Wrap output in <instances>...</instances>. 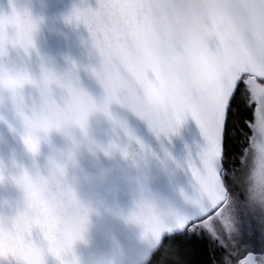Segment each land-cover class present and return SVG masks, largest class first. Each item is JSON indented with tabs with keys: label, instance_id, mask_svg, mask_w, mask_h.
Segmentation results:
<instances>
[{
	"label": "snow or ice",
	"instance_id": "snow-or-ice-1",
	"mask_svg": "<svg viewBox=\"0 0 264 264\" xmlns=\"http://www.w3.org/2000/svg\"><path fill=\"white\" fill-rule=\"evenodd\" d=\"M11 3V0H10ZM73 10L69 23L83 25L99 56L92 75L106 105L133 112L158 135L191 116L205 144L188 167L193 194L182 193L177 210L141 198L135 219L149 249L148 264H264V211L248 195L264 196V0H96ZM38 24L12 5L0 14V57L9 47L25 56L35 49ZM0 60L11 69L23 113L53 96L73 104L83 95L75 71L64 75ZM26 89L31 92L26 93ZM25 143L33 152L38 142ZM261 165L252 180L253 148ZM63 168L48 179L60 182ZM31 211L0 216V264H40L38 245L55 252L79 238L88 216L82 206L63 207L42 195V178H15ZM43 236V241L38 236ZM220 253V255H216ZM160 255L161 259L157 260Z\"/></svg>",
	"mask_w": 264,
	"mask_h": 264
},
{
	"label": "clouds",
	"instance_id": "clouds-1",
	"mask_svg": "<svg viewBox=\"0 0 264 264\" xmlns=\"http://www.w3.org/2000/svg\"><path fill=\"white\" fill-rule=\"evenodd\" d=\"M34 20L39 27L40 21ZM9 50L7 55L0 57L5 68H8L5 60ZM51 64L50 59L42 57L40 69L46 68L58 75L75 71L73 68L64 73H58L51 67ZM24 67L32 72L29 63L25 62ZM18 91L15 75L9 69L5 75L0 76V107L11 105L15 116L9 122L0 115V120H4L11 132L21 139L24 155L37 156L40 153L41 145L50 144L53 135L63 138L67 151L55 153L49 158L50 174L48 176L40 174L38 170L30 172L22 167L13 155L8 163L0 161V180L7 176L15 183V178L25 173L30 176H38L43 180L42 195L50 203L66 208L79 205L88 209V216L79 238L70 247L63 244V228L58 229V239L60 240L58 251L53 252L47 247L38 245L40 264H148L150 255L148 250L158 247V243L150 242L145 238L142 225L134 217L138 214L137 205L141 198H151L155 202L157 199L148 191L141 175L131 174V170L139 173L142 167L141 161L136 155L130 154L115 140L105 145L96 139L105 125L127 132V125L114 113L113 105H106L101 98L97 99L83 89L84 95L73 104L63 103L61 99L53 96L51 102L41 99L29 110L18 113L15 109ZM28 139L38 142L36 152L31 151L25 143ZM253 152V159L249 167V180L254 178L262 162L261 155L255 147ZM116 153H120L123 160L127 162L128 171L115 160ZM101 156L109 160L110 163L99 164L94 168L86 167L82 163L86 159L99 161ZM59 168H63V174L57 184L50 181L48 177ZM15 185L20 189L16 183ZM122 195H127L130 198V207L125 208L119 204V198ZM248 195L249 199L264 211V196L258 198L252 191L251 184L248 186ZM4 206L11 210L10 215L31 211L24 193L15 201L0 202V208ZM93 215L97 218L96 222L92 220ZM0 216L8 215L0 214ZM105 217L118 221L126 227L139 228L143 249L126 252L114 237H110L113 242L111 251L97 250L90 253L86 259L78 255L75 246L78 243L86 247L89 246L91 233L99 227V221ZM38 240L44 242L43 236H38Z\"/></svg>",
	"mask_w": 264,
	"mask_h": 264
},
{
	"label": "water",
	"instance_id": "water-1",
	"mask_svg": "<svg viewBox=\"0 0 264 264\" xmlns=\"http://www.w3.org/2000/svg\"><path fill=\"white\" fill-rule=\"evenodd\" d=\"M82 2L83 0H11L10 3V0H0V14H9L14 4L17 10H27L34 19L40 21L38 31L34 35L35 49L27 57L22 52L10 49L5 63L19 65L27 62L33 74L38 76L41 58H48L52 61L51 67L58 73L74 68L80 86L93 97L100 99L103 96V88L91 71L99 65V56L92 48L87 29L83 25L77 26L68 22V17L75 8L82 6ZM86 4L92 8L97 6L96 0H86ZM27 92L31 90L26 89ZM112 107L114 113L127 125V132L105 125L97 135V141L106 145L115 140L130 154L136 155L142 167L139 173L131 170V174L143 177L148 191L156 197L158 203L177 210L183 209L185 202L182 193L193 194L189 161L196 158L205 144L195 120L188 116L175 131L158 135L145 120L133 112L119 105ZM0 115L10 122L15 116V111L11 105H4L0 107ZM66 151L67 146L63 138L53 135L50 144L41 145L37 156H26L21 139L11 132L4 120H0V161L4 163H8L15 155L17 162L25 169L30 172L38 170L40 174L48 176L49 158L55 153ZM115 160L128 171L127 162L120 153H116ZM82 163L86 167L94 168L110 161L101 156L99 161L86 159ZM22 195V191L9 177L5 176L0 180V202H12ZM119 204L128 208L131 206V200L127 195H122ZM0 214L10 215L11 210L4 206L0 208ZM92 220L97 221L95 215ZM110 237H114L126 252L142 250L144 247L139 228L126 227L105 217L99 221V227L91 233L90 245L86 247L78 243L75 251L85 259L97 250L111 251L113 242Z\"/></svg>",
	"mask_w": 264,
	"mask_h": 264
},
{
	"label": "trees",
	"instance_id": "trees-1",
	"mask_svg": "<svg viewBox=\"0 0 264 264\" xmlns=\"http://www.w3.org/2000/svg\"><path fill=\"white\" fill-rule=\"evenodd\" d=\"M216 255H220V253H216ZM161 256H157V260H160ZM179 258L178 257H169L167 259V264H178ZM225 264H227V259H225Z\"/></svg>",
	"mask_w": 264,
	"mask_h": 264
},
{
	"label": "rangeland",
	"instance_id": "rangeland-1",
	"mask_svg": "<svg viewBox=\"0 0 264 264\" xmlns=\"http://www.w3.org/2000/svg\"><path fill=\"white\" fill-rule=\"evenodd\" d=\"M227 264H228V262H227Z\"/></svg>",
	"mask_w": 264,
	"mask_h": 264
}]
</instances>
